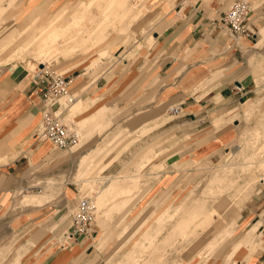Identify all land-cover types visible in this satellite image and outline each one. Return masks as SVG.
I'll list each match as a JSON object with an SVG mask.
<instances>
[{
  "label": "crops",
  "instance_id": "crops-1",
  "mask_svg": "<svg viewBox=\"0 0 264 264\" xmlns=\"http://www.w3.org/2000/svg\"><path fill=\"white\" fill-rule=\"evenodd\" d=\"M112 1L76 0L62 13L55 10L59 0H0V222L7 224L9 221V240L13 239L14 233L19 238L27 234L29 212L16 210L15 213L11 202L13 193L30 186L31 175L45 180L61 171L70 176L77 174L83 159L94 156L99 150L103 152L112 143H117L116 150L102 155L103 160L105 158L103 175L117 174L123 166L124 162L115 163V160L106 164L116 155L119 161L138 160L149 150L151 156L146 166L160 159L168 167L174 162L175 155L186 158L184 160L205 159L233 137V131L226 128L224 121L253 90L254 76L245 71L247 65L239 64V59L244 49L252 47L250 41L255 32L250 33L249 27L258 29L259 34L253 48L264 44V23L260 25L257 19V15L264 12V0L254 2L245 23L249 35L236 42L219 25L221 16L234 0H149L148 7L143 4V14L151 16L149 35L145 33L136 41L140 47L132 58L122 56L115 63L117 67L114 66L111 82L105 76L94 81L90 74L84 76L76 70L70 73L69 90L86 101L72 116L79 125L78 131L82 132L84 149L80 152L59 150L50 142L37 139L43 109L40 94L44 84L40 79L29 77L26 61L17 59L27 49L17 43L25 37V32L21 33L29 25L26 22L40 21L42 15L53 8L52 15L56 17L51 25L29 42V46L35 47L39 55L54 57L59 47L49 50V46H56L57 39L64 37V54L90 53L107 42L108 36L102 29L110 27L114 30V24L116 29H121L128 22L136 24L139 21L142 4L116 0L120 6L112 11L109 4ZM95 8L99 9V14L95 13ZM67 17H70L69 24L63 25ZM91 18V28L86 27L84 33L79 31L69 36L71 30ZM114 46L110 45L108 50ZM108 50H100L95 61L99 60L98 56L108 54ZM249 62L256 72L264 59L258 61L251 56ZM111 85L124 100L119 98L117 103L108 105L104 98ZM127 94L136 102H126ZM170 105H178L181 109L175 118L169 117ZM111 107L113 110L108 112ZM172 172L167 169L163 173L169 175ZM258 184L250 187L243 203L235 202L233 206H241L240 210L224 220L214 251L227 255L228 261L234 258L231 263L220 261L218 264H264V199L254 200L242 218L244 205L256 194ZM138 185V182L132 185L112 179L98 197L99 206L107 199L115 198L113 208H124L131 200L130 192ZM65 194L72 193L67 189ZM41 195L32 196L31 203L40 206L50 201L53 190L49 188ZM241 218L240 224L244 227L238 239L233 241L236 244L230 252L223 253L220 247L226 244ZM111 228L108 227L99 239L106 237V241L113 231ZM31 241L27 240L11 252L10 264H46L47 258L52 259L51 264H76L78 255L88 249L82 237L66 248L58 246L50 252L43 250L37 258L31 259Z\"/></svg>",
  "mask_w": 264,
  "mask_h": 264
},
{
  "label": "rangeland",
  "instance_id": "rangeland-1",
  "mask_svg": "<svg viewBox=\"0 0 264 264\" xmlns=\"http://www.w3.org/2000/svg\"><path fill=\"white\" fill-rule=\"evenodd\" d=\"M75 1L59 0L55 10L63 13ZM133 1L138 5L142 4L138 23L128 22L121 29L120 27L116 29L114 24L116 30L110 27L104 28L102 30L106 31L105 35L108 36L105 44L90 53L71 56L63 53L62 45L66 42L64 37L57 39L56 46H49V50L59 47L55 50L56 56L54 57L39 55L35 47L29 46V42L37 39L56 17L52 15L54 11L52 8L51 12L46 11L42 15L40 21L26 22L29 25L26 26V31L21 33L25 32V37L18 39L17 43L25 45L27 49L24 48L26 50L17 59L26 61L31 78L35 72L39 71V68L45 66L49 72L53 71L67 78L71 77V71L76 70L77 73H84V76L90 74L91 80L95 81L105 76L111 82L113 69L117 67L115 63L122 56L132 58L136 49L140 47L136 41L145 33L149 35L148 24L151 16L143 14L145 10L143 4L148 7L149 0ZM109 4L112 11L120 6L116 0ZM95 13L99 14L98 8H95ZM257 16L262 25L264 12ZM69 18L64 19L63 25L69 24ZM92 23V18L87 19L81 27L71 30L69 36L79 31L84 33L86 27H92ZM254 29L249 27L250 33L255 32L254 39L250 41L252 47L242 51L243 55H240L239 64L242 62L247 65L244 69L254 76L255 83L246 101L237 110L231 112L228 119L224 121L227 123L226 128L233 131L232 139L205 159L184 160L186 158H179L175 155L174 162L168 167L160 159L146 166L151 156L150 150L138 160L119 161V156L116 155L106 164L115 160V163L124 162L123 166L118 169L117 174L103 175L101 171L104 169L102 163L105 158L103 160L102 155L106 154L105 152L116 150L114 147L117 143H112L106 147L107 150L106 148L103 152L99 150L94 156L89 154L87 159H83L81 170H78L77 174L70 176L61 171L58 175L45 180L40 176L34 178V175H31L33 179L30 181V186L25 189L21 187L19 191L13 193L11 202L15 213L16 210L29 212L31 219L26 229L27 234L19 238L14 233L13 239L9 240V221L7 224L0 222V264H10L11 252L27 240L30 242L33 240L32 247H30L32 248L31 259L32 257L37 258L43 250L50 252L58 246L68 247L64 244L63 233L70 224L71 211H74L78 199L83 195L91 196L93 201L97 200V207L90 237H77H84L88 249L78 255L76 264H209L214 262L218 264L220 261L231 263L234 257L228 261L227 255L224 256L223 253L230 252L231 247L236 244L233 241H236L242 232L244 226L240 224V221L249 211L248 207L256 199H264V182L259 181L261 178L264 179V63H261L260 68L255 72L254 66L249 62L251 56L258 61L264 59V44L253 48L259 40L258 29ZM231 40L237 41L235 38ZM110 42L112 44H109ZM36 44L38 46L37 41ZM110 45L115 46L109 51ZM102 49L108 50V54L98 56L99 60L95 61L98 52ZM112 85L108 96L104 98L108 105L117 103L119 98L121 101L124 100V96H118L117 90L112 89ZM79 95L78 98H80ZM80 99L73 107H67L63 114L65 122L72 123L76 130L79 125L72 116L86 102ZM125 99L126 102H136L133 97L129 98L128 94ZM112 108L108 112H111ZM168 114L169 117L175 118L180 113L173 115L168 111ZM80 146L82 148L78 149ZM83 149L81 139L69 150L80 152ZM182 163L184 166H181ZM167 169L173 172L169 175L164 174L163 172ZM63 172L64 174H61ZM138 174H140V181H138ZM112 179L125 184L134 185L136 182L139 184L133 188V192H130L132 193L131 200L124 208H113L115 198L107 199L104 205L99 206L98 197L103 188L112 183ZM247 182L251 183V187L260 184L255 190L256 194L245 203L243 216L239 223H236L233 234L226 244L220 247L223 255L216 254L214 249L218 242L217 238L220 237L221 228L225 225L224 220H228L240 210L241 206L233 205L235 202L243 203L248 193L245 190L244 193L239 194L236 189ZM49 188L53 190L50 201L40 206L31 203L32 196L42 197L41 193ZM67 189L72 193L69 196L65 194ZM108 227H112L113 230L109 233L110 237L106 241V237L99 239L109 230ZM104 241L105 243L101 245ZM220 249L217 251L220 252ZM32 254L36 255L32 256ZM51 263L52 259L47 258L46 264Z\"/></svg>",
  "mask_w": 264,
  "mask_h": 264
},
{
  "label": "built area",
  "instance_id": "built-area-1",
  "mask_svg": "<svg viewBox=\"0 0 264 264\" xmlns=\"http://www.w3.org/2000/svg\"><path fill=\"white\" fill-rule=\"evenodd\" d=\"M255 1L234 0L221 16L219 25L231 38L240 39L244 35H249L245 23ZM32 78L40 79L44 84L40 94L43 109L41 122L36 132L37 139L48 141L59 150L71 149L81 140L80 132L73 127L72 123L65 122L63 117L65 109L76 98L75 94L69 90L71 79L53 71L49 72L44 66L39 68ZM168 111L178 115L181 109L178 105H170ZM95 213L96 207L92 197L81 196L76 208L69 215L70 224L63 233L64 244L69 246V243L79 236L90 237Z\"/></svg>",
  "mask_w": 264,
  "mask_h": 264
},
{
  "label": "bare ground",
  "instance_id": "bare-ground-1",
  "mask_svg": "<svg viewBox=\"0 0 264 264\" xmlns=\"http://www.w3.org/2000/svg\"><path fill=\"white\" fill-rule=\"evenodd\" d=\"M45 67V66H44ZM75 96H76V98H75V100L70 104V108H71V106L73 107L75 104H76V102H77V99H78V95L77 94H75ZM257 163V162H256ZM263 166V165H262ZM264 170V169H263ZM260 182H264V179H260L259 180ZM249 183V184H248ZM250 187H251V183L250 182H247V183H245V184H242V185H239V187L236 189V191H237V193H239V194H242V193H244V191L246 190V191H248L249 189H250ZM252 190V189H251ZM246 193V192H245ZM249 193V192H248ZM234 198V197H233ZM240 198V197H239ZM233 200V199H232ZM229 202H231V200L229 201ZM228 202V203H229ZM93 203H94V205H95V207H97L96 206V201H93ZM223 206V205H222ZM225 206V205H224Z\"/></svg>",
  "mask_w": 264,
  "mask_h": 264
}]
</instances>
